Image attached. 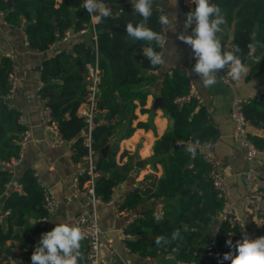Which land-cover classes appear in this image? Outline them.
<instances>
[{
  "label": "trees",
  "instance_id": "1",
  "mask_svg": "<svg viewBox=\"0 0 264 264\" xmlns=\"http://www.w3.org/2000/svg\"><path fill=\"white\" fill-rule=\"evenodd\" d=\"M0 0L3 20L14 26H24L27 47L43 52L61 40L66 31L74 33L92 29L96 32L94 43L78 41L71 51L61 50L43 60L39 78L42 82L38 93L44 105L50 109L51 121L55 124L60 138L70 144V159L73 163L84 164V157L90 149L95 156L94 194L102 202H108L113 191L126 180L134 169L133 157L126 151L125 163L116 161L118 144L132 135L137 127L146 128L147 123L137 122L134 113L137 106L144 108L147 92L142 88L155 81L153 67L143 56L147 47L142 41L133 42L125 38L126 23L134 24L140 17L133 8L123 5V0H102L112 10V16L91 23V16L83 9V0ZM217 4L225 20L234 21L235 31L231 48L239 45L241 59L246 64L250 54L255 60L249 67L246 78L264 72V0H211ZM238 5H240L238 7ZM71 8L74 20H71ZM195 8V5L192 9ZM191 9V10H192ZM190 10H186L188 13ZM163 14L153 4V15L148 26L160 32L158 16ZM226 38V33H218ZM222 42L224 48V42ZM258 45L255 51L248 44ZM159 49L157 48V51ZM225 50V49H224ZM84 65L81 73L76 60ZM97 64V117L90 131V145L85 143L83 128L86 122L77 111L87 95L86 66ZM14 65L7 56L0 57V164L17 160L21 154L20 140L26 128L18 123V112L10 108L4 95L8 91V75ZM189 80L183 70L175 68L165 74L160 87L162 108L169 113L173 124L152 146L153 157L162 166V175L145 176L142 182L132 188L118 206L119 211H141L123 229L124 243L132 253L143 258L157 259L172 256L165 264H230L223 260L226 252L233 251L226 241H237L240 229L228 221H220L214 238L210 241L206 232L218 222L226 200L221 197L212 183L210 165L203 157V150L192 147L215 142L218 132L212 124L207 109L192 98L178 105L174 100L189 91ZM243 113L249 125L264 130V91L257 101L243 106ZM99 114V115H98ZM101 118V120H100ZM254 145L264 150V137L249 134ZM109 144L105 157L100 150ZM177 144H183L176 146ZM194 149V154L188 148ZM13 174L9 168L0 167V197L6 194L0 206V264L9 259L5 252L7 241H16L20 249H30L38 243L45 227L38 222L30 223L29 217L42 220L48 216L43 206L44 189L34 169L28 167L17 179L20 188L7 190ZM89 176L79 177V186ZM186 190L183 194L182 191ZM166 199L157 205L146 204ZM176 199V203L169 200ZM4 216V217H3ZM161 219L157 222L156 217ZM187 229L185 231L184 229ZM180 229L182 239L172 240V233ZM264 233V223H263ZM165 237L169 243L157 246L155 238ZM212 241L213 249H209ZM86 264L85 243L81 241Z\"/></svg>",
  "mask_w": 264,
  "mask_h": 264
},
{
  "label": "crops",
  "instance_id": "2",
  "mask_svg": "<svg viewBox=\"0 0 264 264\" xmlns=\"http://www.w3.org/2000/svg\"><path fill=\"white\" fill-rule=\"evenodd\" d=\"M124 1L131 5L130 0ZM56 2L59 3L60 0ZM153 4L164 13L169 11L177 16L176 31H168L165 28L164 30L165 44L175 45L179 58L170 57L166 65L159 66L152 72L155 81L142 88L148 93L144 105L147 111L142 113L137 106L134 111L136 119L132 121V126H135L137 122H143L147 123V127H137L130 137L121 140L118 144L117 163L122 164L127 161V156L120 158L121 152L126 151L133 157L134 169L126 180L115 187L110 201L96 205L98 224L105 240L100 252V264H165L172 261V256L150 259L129 251L124 243L126 236L123 229L138 215L142 207L132 211H119L118 206L127 193L142 182L146 175L153 174L157 177L162 175V166L153 157L152 146L157 138L172 127L173 121L170 114L162 107L155 105L154 101L157 97H161L160 87L164 75L170 74L175 68L186 73L189 84L193 85L198 93L199 103L207 109L208 116L218 132V139L208 151L216 168L226 175L229 199L225 207L235 206L243 222L244 231L249 237L264 236L261 219V213L264 211V150L256 154L253 161L249 162L242 142L235 136L234 125L230 119L231 104L235 96L247 97L254 92L264 91V72L246 78L250 67L247 65V72L239 80H235L234 87H229L219 77L213 87H203L199 77L188 74V70L190 71L195 63L191 48L178 39L180 33H191V28L184 29V21L186 10H191L194 4L190 3V0H178L176 7L168 5V0H154ZM97 20L95 15H91L92 24H95ZM221 27L222 32L226 33L225 39L219 36L224 42V49L231 50L235 31L234 21H226ZM70 31L71 35L67 40H59L45 51L37 52L24 45L26 36L23 25L8 24L0 15V57H9L19 68L16 89L7 103L10 108L18 112L17 121L26 128L24 136L27 137L21 148L19 159L11 162L10 165L0 164V167L9 168L13 174L12 181L6 186L8 191L19 188L17 179L25 168L34 169L40 183L56 202L46 218L39 221L33 217L28 218L30 223L38 222L43 225L45 232L50 231L56 223L65 220L75 223L78 215L89 210L86 197L73 185V176L81 164L71 161L70 144L57 141V128L54 126H41V110L44 101L40 98L38 91L42 86L39 74L43 60L61 50L71 51L73 44L78 41L94 43L93 33L89 28L77 33ZM165 44L161 53L164 52ZM248 59L253 61L254 56L250 54ZM169 121L172 123L171 126ZM248 130L251 134L264 137L263 129L249 125ZM136 163L139 165L136 166ZM250 167L254 170L256 189L263 193L259 200H250L245 196L244 174ZM166 201V199L154 201L144 207L152 204L159 206ZM169 201L176 203V199ZM220 214L217 224L212 225L205 234L210 241L218 228ZM6 248L10 250L12 256L6 253L9 259L3 264H31L30 257L35 247L20 249L16 241H7Z\"/></svg>",
  "mask_w": 264,
  "mask_h": 264
},
{
  "label": "clouds",
  "instance_id": "3",
  "mask_svg": "<svg viewBox=\"0 0 264 264\" xmlns=\"http://www.w3.org/2000/svg\"><path fill=\"white\" fill-rule=\"evenodd\" d=\"M130 3L140 20L135 24L131 21L126 23L125 38L146 43L147 47L143 49L142 54L153 67L166 65L170 57L179 58L175 45L165 44L163 53L157 51L165 40L166 33L155 31L148 26L147 22L153 15L154 0H130ZM190 3L194 4L195 8L186 13L184 29L191 28V33L178 34V39L191 48L195 60L188 74L199 77L205 88L213 87L218 82V73L225 69L232 80H239L247 72L248 66L241 59L242 50L239 45H234L231 50L223 48L218 36V33L222 32L221 26L226 23L221 8L211 0H190ZM168 5L176 7L178 0H168ZM82 7L98 20L112 16L111 8L105 6L102 0H83ZM157 22L168 31L175 32L178 19L174 13L168 11L160 14ZM257 46L251 43L247 45L252 51H255ZM188 151L194 154L193 148L189 147ZM160 219L156 217L157 222ZM184 230L187 231L186 228ZM85 238L86 232L75 223L67 220L56 223L50 231L41 234L31 254V264H79V261L84 259L80 249L81 241ZM171 238L182 239L180 229L173 232ZM155 243L159 247L167 245L169 241L163 236H158ZM226 244L233 251L224 253L223 260L230 261V264H264V236L251 238L244 233L242 239L237 240L235 244L231 239L227 240Z\"/></svg>",
  "mask_w": 264,
  "mask_h": 264
},
{
  "label": "built area",
  "instance_id": "4",
  "mask_svg": "<svg viewBox=\"0 0 264 264\" xmlns=\"http://www.w3.org/2000/svg\"><path fill=\"white\" fill-rule=\"evenodd\" d=\"M123 5H127L129 8H132L131 5H128L126 1H122ZM164 14V12H163ZM2 15V13H0ZM85 30V29H83ZM83 30H80L79 32H83ZM160 32L165 33L164 27L160 26ZM93 37H94V46H95V40H96V32L94 29H92ZM71 35V31H66L64 36L61 38L62 41L67 40ZM166 38L164 41L161 42L160 46L158 47V51H162L164 44H165ZM24 45L27 47V41L25 40ZM53 45V44H52ZM51 45V46H52ZM255 60V58L253 59ZM18 66L13 65L9 75H8V91L3 96L5 101H8L11 96L13 95L17 82H18ZM218 77L220 80H222L226 85L229 87H234L235 81L232 80L227 75V69H225L223 72L221 71L218 73ZM86 87H87V95L85 98V101L79 106L77 113L83 117L84 121L86 122V127L88 128V133L85 135V143L87 146L90 145V131L93 127V124L96 121L97 117V111H96V94H97V84L99 82V71L97 68V64L94 63L93 65L88 64L86 66ZM263 91L258 92L247 96V97H240L235 96L232 104H231V111H230V119L234 125V133L235 136L240 139L242 142L244 148H245V156L246 159L251 162L255 158L256 154L260 153L262 150L258 149L254 143L249 138V122L245 118L243 113V106L249 102L257 101ZM196 99L199 101V96L194 88L193 85L189 86V91L186 95L178 96L175 98V102L178 105H181L190 99ZM41 126L43 127H50L55 126V124L51 121V115H50V109L48 106H43L41 110ZM84 135V134H83ZM57 141L63 142V140L60 138L58 132H57ZM27 137L23 135V137L20 140V146L22 148L23 144L26 142ZM51 143V141H48ZM215 142L207 143L204 145H200L197 142L191 143L190 145L196 149L203 150V157L204 159L209 163L211 169L210 174L212 176V183L214 188L217 190L218 194L223 197L226 202L229 199V188L227 184V179L225 173L218 170L216 166L214 165L211 155L208 151L210 147L214 145ZM16 161L12 160L11 162ZM95 156H93L92 151L89 149L87 155L84 157V164H82L77 172L73 176V185L74 187L81 193L83 196L87 199V205L89 206V210L81 213L78 215L75 219V224L78 225L80 228H82L86 232V238L82 240L85 243L86 248V254H85V260L86 264H100V252L102 247L104 246L105 240L103 239V234L100 229V226L98 224V216L96 212V205L100 202H102L96 195L94 194V169H95ZM10 162V163H11ZM10 163H3L5 165H10ZM82 174H87L89 178L83 182V185L79 186V177ZM255 175L254 170L250 167L244 174V186H245V196L250 200H259L262 198L263 193L258 191L256 189L255 183ZM20 188V185L17 184ZM42 185V184H41ZM43 186V185H42ZM44 189V201L43 206L47 210V212H50L54 206L56 205V202L54 198L51 196V194L47 191V189L43 186ZM77 194V193H76ZM74 194V196H76ZM110 201V200H109ZM220 221H228L232 225H236L239 227L240 232L237 234V240L242 239L244 231V225L240 217L238 216L237 210L234 205H229L223 209L220 216ZM261 219L264 223V211L261 213ZM263 231V228H262ZM107 242H110L109 239H106ZM37 245V243L34 245V247ZM214 242L212 241L211 245L209 246V249H213Z\"/></svg>",
  "mask_w": 264,
  "mask_h": 264
},
{
  "label": "water",
  "instance_id": "5",
  "mask_svg": "<svg viewBox=\"0 0 264 264\" xmlns=\"http://www.w3.org/2000/svg\"><path fill=\"white\" fill-rule=\"evenodd\" d=\"M9 3H10V0L7 1V4L8 5H9ZM239 6L240 5H238V7ZM70 17H71V20L73 21L74 20V9L73 8H71V16ZM251 63H252V59H247L246 65H250ZM76 64L78 65L80 72L83 73L84 72V65H83L82 61L80 59H77L76 60ZM154 104L162 107V99H161V97H157L155 99V101H154ZM96 107L99 108V103L98 102L96 103ZM171 124H172L171 121H169V125L170 126H171ZM87 133H88V128L87 127H84L83 128V134L86 135ZM181 145H183V144H177L176 146H181ZM108 147H109V144H107L106 146H104L100 150V154H101L102 157H105L106 156ZM196 150H198V149H196ZM138 165H139V163H136V166H138ZM184 192H186V190L182 191L181 193L183 194ZM5 197H6V194H4V195H2L0 197V206H1V212L2 213H3L2 203H3V200L5 199ZM5 252L8 255L12 256L11 255V252H10V250L8 248L5 249Z\"/></svg>",
  "mask_w": 264,
  "mask_h": 264
},
{
  "label": "rangeland",
  "instance_id": "6",
  "mask_svg": "<svg viewBox=\"0 0 264 264\" xmlns=\"http://www.w3.org/2000/svg\"><path fill=\"white\" fill-rule=\"evenodd\" d=\"M10 101V100H9Z\"/></svg>",
  "mask_w": 264,
  "mask_h": 264
}]
</instances>
